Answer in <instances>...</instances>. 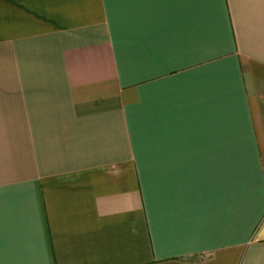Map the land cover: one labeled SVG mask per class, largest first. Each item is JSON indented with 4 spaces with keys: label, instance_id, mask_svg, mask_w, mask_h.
I'll return each mask as SVG.
<instances>
[{
    "label": "crops",
    "instance_id": "0c3cea01",
    "mask_svg": "<svg viewBox=\"0 0 264 264\" xmlns=\"http://www.w3.org/2000/svg\"><path fill=\"white\" fill-rule=\"evenodd\" d=\"M0 264H264V0H0Z\"/></svg>",
    "mask_w": 264,
    "mask_h": 264
}]
</instances>
